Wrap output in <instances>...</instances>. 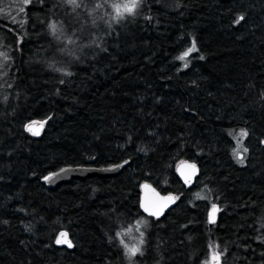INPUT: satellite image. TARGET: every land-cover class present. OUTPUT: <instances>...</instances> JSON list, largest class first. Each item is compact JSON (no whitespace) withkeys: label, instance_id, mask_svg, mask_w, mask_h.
<instances>
[{"label":"trees","instance_id":"trees-1","mask_svg":"<svg viewBox=\"0 0 264 264\" xmlns=\"http://www.w3.org/2000/svg\"><path fill=\"white\" fill-rule=\"evenodd\" d=\"M122 2L0 0V264H264V0H139L117 16ZM124 160L112 177L39 182ZM181 160L198 167L189 189ZM143 182L176 198L160 219L139 210Z\"/></svg>","mask_w":264,"mask_h":264},{"label":"water","instance_id":"water-1","mask_svg":"<svg viewBox=\"0 0 264 264\" xmlns=\"http://www.w3.org/2000/svg\"><path fill=\"white\" fill-rule=\"evenodd\" d=\"M28 125L32 126L31 131L28 130ZM42 128L43 122L41 121H32L25 125V131L35 137H38L41 134ZM128 164L129 161L124 160L118 164L100 168L91 166H63L55 171L46 173L39 179V182L45 188L53 189L56 186L62 183H67L72 179H84L90 176H95L98 178L112 177L117 175ZM118 165H120V167H117ZM192 165H195V167L193 168ZM174 170L177 178L185 189H189L193 186L198 175V167L195 163L188 160H181L176 163ZM45 177H49L50 179L46 180ZM139 191V210L142 215L146 217L152 219H160L175 205L176 198L172 193L161 194L148 182L141 183L139 186ZM142 205L148 206L152 212L156 213V215H150L149 212H146L144 210V207H142ZM212 206L209 207L207 211L208 223L209 214L212 212ZM216 207L218 209L217 205ZM217 212L215 213V219L217 216ZM61 233H65L66 237L61 236ZM58 239L62 242L57 243ZM68 242H70V240L65 231L58 232L54 238V245L57 247H66L67 249H71L72 246L69 247ZM210 264H218V260L212 257V259L210 260Z\"/></svg>","mask_w":264,"mask_h":264},{"label":"snow or ice","instance_id":"snow-or-ice-1","mask_svg":"<svg viewBox=\"0 0 264 264\" xmlns=\"http://www.w3.org/2000/svg\"><path fill=\"white\" fill-rule=\"evenodd\" d=\"M65 2L69 5H71L73 7V9L75 8H79L81 6V4L78 2V0H65ZM138 4H139V0H129V3L127 4H124L122 7L119 6V5H116L114 6L116 8V12H117V16H122L124 13H128V14H133L134 13V10L138 7ZM244 17L241 15L236 23H239L241 20H243ZM53 30V32L55 33L56 31V26L55 25H51L50 26ZM196 50V46H195V43H193V46L188 49L186 52H184L180 57H178V59L180 60H184L191 52L195 51ZM2 55V54H0ZM185 67H187V64H185ZM28 130L31 131L32 129V126L31 125H28ZM35 134V133H34ZM241 136H247L248 133L244 130L241 131L240 133ZM245 152H247V149L245 148L244 149ZM234 155L236 156V159L240 162V163H243V158L239 156V154H236L234 153ZM117 167H120V165H118ZM192 167L194 168L195 165H192ZM46 180L50 179L49 177H45ZM199 195V194H198ZM142 207H144V210L146 212H149L150 215H156L155 212H152L148 206L146 205H142ZM218 211L217 207L215 204H213L212 206V212L209 214V223H214L215 222V213ZM61 236H65L66 237V234L65 233H61ZM62 241L61 240H57V243H61ZM68 246L71 247V243L68 242ZM127 247V246H125ZM211 247V246H210ZM139 251V249H136V248H133V249H130L129 252H130V256H135L136 253ZM213 258L218 260L219 257L217 254L214 253L213 255Z\"/></svg>","mask_w":264,"mask_h":264},{"label":"rangeland","instance_id":"rangeland-1","mask_svg":"<svg viewBox=\"0 0 264 264\" xmlns=\"http://www.w3.org/2000/svg\"><path fill=\"white\" fill-rule=\"evenodd\" d=\"M78 2L82 5L86 3V0H78ZM129 3V0H123V2L120 4L118 3L117 5L119 6H123L124 4ZM85 6V5H84ZM81 7V6H80ZM79 15L81 16V18H83L82 14L79 13ZM85 23V21H84ZM5 38V34L3 36H0V44H2L3 39ZM82 40H84V38L82 37ZM0 54H2L0 52ZM6 65V61L4 62V57L2 55H0V86L4 84L5 82V74L7 73V69L4 67ZM236 153H238V149L235 150ZM146 222V219L144 220H140L136 223V225H134L131 230L127 231L126 235H125V249L127 252V255H130L129 250L136 248L139 249L140 245H141V237H142V232H143V226ZM213 255L209 257V259H207V263L206 264H210V260L212 259Z\"/></svg>","mask_w":264,"mask_h":264}]
</instances>
